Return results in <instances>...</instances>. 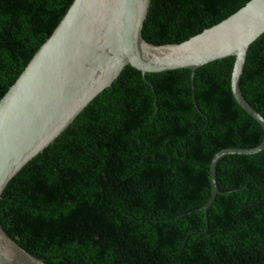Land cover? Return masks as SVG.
<instances>
[{
	"label": "trees",
	"instance_id": "1",
	"mask_svg": "<svg viewBox=\"0 0 264 264\" xmlns=\"http://www.w3.org/2000/svg\"><path fill=\"white\" fill-rule=\"evenodd\" d=\"M72 0H0V98ZM248 0H152L145 42L178 44ZM232 57L143 76L124 67L0 194V228L45 264H264V149L232 99ZM242 98L264 120V32Z\"/></svg>",
	"mask_w": 264,
	"mask_h": 264
},
{
	"label": "water",
	"instance_id": "2",
	"mask_svg": "<svg viewBox=\"0 0 264 264\" xmlns=\"http://www.w3.org/2000/svg\"><path fill=\"white\" fill-rule=\"evenodd\" d=\"M152 0H72L50 35L0 98V194L10 179L66 129L79 112L110 87L124 67L144 74L185 69L232 57L229 88L240 110L259 127L253 148L214 154L208 166L210 195L219 194L215 166L228 155L264 149V120L242 98L238 82L249 45L264 32V0H248L218 23L178 44L145 42ZM0 264H45L11 241L0 228Z\"/></svg>",
	"mask_w": 264,
	"mask_h": 264
}]
</instances>
